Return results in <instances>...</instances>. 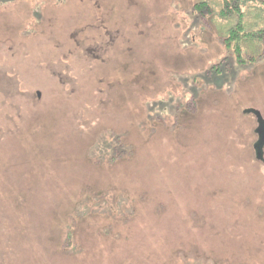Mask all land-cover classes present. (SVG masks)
I'll return each instance as SVG.
<instances>
[{"label":"rangeland","instance_id":"obj_1","mask_svg":"<svg viewBox=\"0 0 264 264\" xmlns=\"http://www.w3.org/2000/svg\"><path fill=\"white\" fill-rule=\"evenodd\" d=\"M203 1L0 0V264H264V51Z\"/></svg>","mask_w":264,"mask_h":264},{"label":"trees","instance_id":"obj_2","mask_svg":"<svg viewBox=\"0 0 264 264\" xmlns=\"http://www.w3.org/2000/svg\"><path fill=\"white\" fill-rule=\"evenodd\" d=\"M209 1L214 0L195 3V5L207 4ZM220 1L222 2V13L227 14L232 11L236 14L238 19L236 23L232 24L226 30L227 36L224 37L223 43H225L227 52L235 55L236 62H255V60H258L260 57L261 52L264 51V0ZM253 2L254 5H246L245 7L246 3ZM246 9L248 11L250 9L254 11V13L251 14L253 22H249V20L246 21ZM254 26L256 27L253 29ZM114 155L108 158V162L115 160L116 157Z\"/></svg>","mask_w":264,"mask_h":264}]
</instances>
